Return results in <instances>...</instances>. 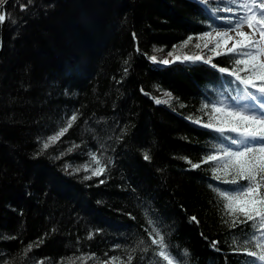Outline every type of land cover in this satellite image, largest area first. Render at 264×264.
<instances>
[{"label": "trees", "instance_id": "trees-1", "mask_svg": "<svg viewBox=\"0 0 264 264\" xmlns=\"http://www.w3.org/2000/svg\"><path fill=\"white\" fill-rule=\"evenodd\" d=\"M223 2L207 0L208 8L220 15ZM7 12L0 53V264H167L159 256L164 246L148 235L156 227L173 264H251L254 257L233 249L256 243L255 222L229 214L209 183H226L215 181V164L191 169L183 159L202 160L212 147L214 130L194 121L209 119L204 96L210 105L219 93L235 94V77L203 62L147 59L162 61L169 51L211 55L198 36L179 44L215 28L203 23L211 13L196 0H11ZM237 58L213 60L233 67ZM61 127L67 131L35 156ZM93 149L107 172L84 179L89 171L72 169L95 164ZM113 156L115 163L108 160Z\"/></svg>", "mask_w": 264, "mask_h": 264}, {"label": "snow or ice", "instance_id": "snow-or-ice-1", "mask_svg": "<svg viewBox=\"0 0 264 264\" xmlns=\"http://www.w3.org/2000/svg\"><path fill=\"white\" fill-rule=\"evenodd\" d=\"M196 3L202 10L211 13L203 23L210 28L215 25V30L192 32L186 39L179 41V44L187 45L193 36L210 37L211 40L205 43V47L207 48V43L214 44L208 49L211 55L185 53L181 56L169 51L171 59L164 57L162 61H158L156 55H149L147 59L163 65L178 61L203 62L210 65L212 69H218L220 74L231 73V76L235 77L236 88L233 89L235 95L228 97L219 93V99L214 100L210 105L206 103L207 97L204 96L205 104L202 107L210 109L209 119L194 121L197 125L203 124L206 129L214 130L212 135L215 139L212 141V147L206 151L202 160L193 162L187 155L183 159L188 162L191 169H199L204 162L215 164L216 166L211 168L215 181H226V183L222 185H215L214 181L209 183L213 184L216 193L227 201L226 207L231 210L229 214L233 217L242 214L247 221H254L258 223L259 228L264 229V0H231L232 7L228 9L231 14L225 15H217L214 8L209 9L207 0H196ZM5 5L6 0H0V6ZM26 7L25 3L19 5L22 10ZM8 17L7 11H0V23L5 22ZM217 20L226 23L221 26L216 23ZM243 25H247L251 31L243 30ZM233 31H235V37L230 34ZM135 36L136 33L133 32V37ZM229 41L233 42L229 44ZM172 47L175 48L176 45L173 44ZM136 50L139 51V47ZM221 54L239 55L241 58L234 62L233 67H222L213 60ZM241 64L243 67H240ZM141 91H144L143 88ZM156 100L160 102L159 98ZM75 119L76 114L73 113L72 120ZM188 119L191 120V116ZM72 120L68 123L71 124ZM66 131L65 127H61L58 132L48 136L43 141L42 148L34 155L44 154V151L50 147L49 142L58 140ZM119 139L122 140L123 136ZM67 151L71 152L73 148ZM89 154L96 158V163L85 162L73 167L72 172L78 173L81 168L89 171V175L83 177L84 179L106 174L107 163L101 161L98 152L93 149ZM63 155L62 152L54 158L59 159ZM144 159H149L148 153H144ZM108 160L115 163L114 156L108 157ZM63 167L67 170L68 165L65 164ZM242 181L244 183H241ZM98 182L103 183V180ZM129 215L132 214L129 213ZM190 219L197 221L198 218L193 215ZM148 223L155 222L148 221ZM96 231L101 229L97 228ZM160 231L159 227H156L155 231L149 228L148 235L152 237L154 245L164 246L159 256L163 257L167 264H173L164 238H157ZM88 235L91 236L92 233ZM258 235L259 239L255 244L245 240L239 249H233L254 257L251 264H264V233ZM252 241H257V236L254 235ZM218 243L217 240L210 241L211 247L217 250H219ZM32 247L33 245L29 244V248Z\"/></svg>", "mask_w": 264, "mask_h": 264}, {"label": "rangeland", "instance_id": "rangeland-1", "mask_svg": "<svg viewBox=\"0 0 264 264\" xmlns=\"http://www.w3.org/2000/svg\"><path fill=\"white\" fill-rule=\"evenodd\" d=\"M227 1V3H225V4H223V6H222V8H220V11H221V13H222V15H225V14H231V13H229L228 12V9L230 8V7H232V5H231V0H226ZM8 5V4H7ZM0 11H2V9L0 8ZM6 11H7V9H6ZM242 28H243V30H245V31H251L250 29H248L247 28V25H243L242 26ZM215 29H211L210 31H214ZM231 35H233L234 37H235V31H233L232 33H230ZM257 35H258V33H257ZM201 39H199L200 40V42H201V46H202V50L203 51H207V52H209L208 51V49H210L211 47H213L214 46V44L213 43H207V48L205 47V43L206 42H208V41H210L211 40V38L210 37H200ZM233 41H229V44H231ZM4 43V42H3ZM163 57H168V55L167 54H164V56ZM239 58H241L239 55H238V58L237 59H239ZM163 59V58H162ZM240 67H243V65L241 64L240 65Z\"/></svg>", "mask_w": 264, "mask_h": 264}, {"label": "water", "instance_id": "water-1", "mask_svg": "<svg viewBox=\"0 0 264 264\" xmlns=\"http://www.w3.org/2000/svg\"><path fill=\"white\" fill-rule=\"evenodd\" d=\"M10 1L11 0H6V5L5 6H0V8L2 9V11H6L7 4ZM5 32H6V21L3 22V23H0V53H1L2 48H3V42H4Z\"/></svg>", "mask_w": 264, "mask_h": 264}, {"label": "bare ground", "instance_id": "bare-ground-1", "mask_svg": "<svg viewBox=\"0 0 264 264\" xmlns=\"http://www.w3.org/2000/svg\"><path fill=\"white\" fill-rule=\"evenodd\" d=\"M5 34H6V32H5ZM168 58L171 59V57L169 55H168Z\"/></svg>", "mask_w": 264, "mask_h": 264}]
</instances>
